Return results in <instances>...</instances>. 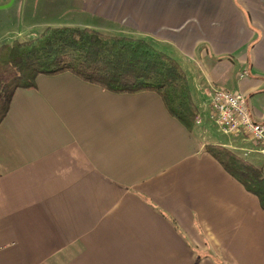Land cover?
Masks as SVG:
<instances>
[{
	"label": "crops",
	"instance_id": "1",
	"mask_svg": "<svg viewBox=\"0 0 264 264\" xmlns=\"http://www.w3.org/2000/svg\"><path fill=\"white\" fill-rule=\"evenodd\" d=\"M69 1L94 17L59 26L176 59L200 122L188 129L155 93L71 73L17 89L0 124V264H264L259 198L205 151L223 145L264 167L260 146L224 132L210 102L214 89L240 92L264 122V0Z\"/></svg>",
	"mask_w": 264,
	"mask_h": 264
},
{
	"label": "trees",
	"instance_id": "2",
	"mask_svg": "<svg viewBox=\"0 0 264 264\" xmlns=\"http://www.w3.org/2000/svg\"><path fill=\"white\" fill-rule=\"evenodd\" d=\"M64 73L113 93H155L188 129L196 125L200 115L184 68L169 54L139 38L106 35L92 28L53 26L36 39L1 46L0 124L17 89H36L40 75ZM205 151L255 194L264 209V167L223 145L208 144Z\"/></svg>",
	"mask_w": 264,
	"mask_h": 264
},
{
	"label": "rangeland",
	"instance_id": "3",
	"mask_svg": "<svg viewBox=\"0 0 264 264\" xmlns=\"http://www.w3.org/2000/svg\"><path fill=\"white\" fill-rule=\"evenodd\" d=\"M49 1L14 0L10 7L1 9L0 48L15 40L25 42L36 39V36L39 37L48 28L47 23L52 22V26H59L60 23L68 24L72 21H78L76 19L83 20V17L88 20L94 17L75 8L69 0L67 3L56 5V8H53L48 3ZM10 2L12 0H0V5H6ZM48 5L51 6L48 8ZM31 33L35 35L32 36Z\"/></svg>",
	"mask_w": 264,
	"mask_h": 264
},
{
	"label": "built area",
	"instance_id": "4",
	"mask_svg": "<svg viewBox=\"0 0 264 264\" xmlns=\"http://www.w3.org/2000/svg\"><path fill=\"white\" fill-rule=\"evenodd\" d=\"M210 102L212 118L224 132L249 136L264 154V122L254 119L244 94L227 89H214L210 91Z\"/></svg>",
	"mask_w": 264,
	"mask_h": 264
},
{
	"label": "water",
	"instance_id": "5",
	"mask_svg": "<svg viewBox=\"0 0 264 264\" xmlns=\"http://www.w3.org/2000/svg\"><path fill=\"white\" fill-rule=\"evenodd\" d=\"M13 2H14V0H12V2H10V3L6 4V5H0V10L10 7L13 4Z\"/></svg>",
	"mask_w": 264,
	"mask_h": 264
}]
</instances>
